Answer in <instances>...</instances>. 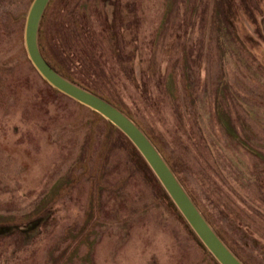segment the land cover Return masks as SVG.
Wrapping results in <instances>:
<instances>
[{
    "label": "rangeland",
    "instance_id": "1",
    "mask_svg": "<svg viewBox=\"0 0 264 264\" xmlns=\"http://www.w3.org/2000/svg\"><path fill=\"white\" fill-rule=\"evenodd\" d=\"M66 1L40 27L54 63L118 98L242 261L264 264V0H120L112 45L103 15L84 23L95 40L68 34ZM31 2L0 0V264H215L124 133L31 65ZM92 42L104 76L84 64Z\"/></svg>",
    "mask_w": 264,
    "mask_h": 264
},
{
    "label": "water",
    "instance_id": "2",
    "mask_svg": "<svg viewBox=\"0 0 264 264\" xmlns=\"http://www.w3.org/2000/svg\"><path fill=\"white\" fill-rule=\"evenodd\" d=\"M48 2L49 0H32L26 13L23 26V45L31 65L51 87L75 102L92 109L124 133L126 138L139 151L138 153L159 180L163 190L175 204L176 209L193 233L218 264H243L222 242L223 240L196 208L194 201L183 189L157 148L144 135V131L127 118L125 113L109 104V102L60 75L42 57L38 48V27Z\"/></svg>",
    "mask_w": 264,
    "mask_h": 264
},
{
    "label": "trees",
    "instance_id": "3",
    "mask_svg": "<svg viewBox=\"0 0 264 264\" xmlns=\"http://www.w3.org/2000/svg\"><path fill=\"white\" fill-rule=\"evenodd\" d=\"M53 0H49L48 5L46 7V9H44L43 15L41 17L40 20V25L38 27V48L39 51L42 55V57L47 61V63L53 68L55 69L60 75H62L63 77H65L66 79H68L69 81L75 83V85H78L82 88H85L89 91H91L93 94L101 97L102 99L106 100L107 102H109V104H111L112 106L116 107L117 109H119L120 111H122L123 113H125L127 116V118H129L132 122H134L139 128H141L144 131V135L152 142V144L157 148V150L159 151V153L161 152V149L159 148V146L156 144V142L153 140V138L150 135V132L144 130L143 127H141V125L138 123V121L136 119H134V117H132L131 113H129L127 111V108L125 106H123L122 103H120V101H117L116 98H112L110 97L109 94H107V92H104L100 87H98V84H88L86 81H83L82 79H75V77L69 75L68 73L64 72L55 60L53 61L52 58L48 55V53L46 52V49H44V46L42 45V39H41V31H40V27H42V25L44 24L45 20H46V16H47V11L48 9H50V6L52 4ZM83 3H85V6H82ZM68 8V10H64V13L67 14L68 18H69V24L67 27L68 30V34L69 32H72L75 34V37L77 38L76 41H80V42H84V41H93L94 39V34L88 31L84 30V23L86 22H91L93 21V17H100L103 15L104 17V26L105 28V39L106 41L109 43L111 42V45L113 42H115L116 37L118 35H121L123 32V28L118 26V24H121V18H117V16H114V14L112 15V12L115 13V11H117V13L119 14L118 10L121 6L120 0H67L66 4H65ZM98 5V6H97ZM69 14V15H68ZM132 23V21H129L128 19V29H130V24ZM87 32V34L83 35L85 32ZM93 42L92 45H80V50L82 52V56L84 58V64L87 63L86 66H88L90 63H94L95 65L98 66L97 62H96V58H95V52H93ZM114 53V50H111ZM96 73L97 74H102V76H104L105 74L102 72V69L96 68ZM107 86V85H106ZM109 89V88H108ZM55 91H57L56 89H54ZM58 92V91H57ZM109 95V96H108ZM95 115H97L99 118L103 119L101 117V115L97 114L96 112H94ZM104 120V119H103ZM109 127H111L114 130L120 131L119 129H117L116 127H114L113 125H111L109 123V121L104 120ZM122 133V132H121ZM123 136V134H122ZM124 138H126L124 136ZM127 140V139H126ZM128 141V140H127ZM128 143L132 146V148L134 149V153L136 154V156L139 158V160L142 162L143 166L145 167V170L149 171L150 174L152 175L153 179L156 181L158 188L160 190V192L164 195V197L166 199H168L169 203L171 204V206L174 208V210H176L177 214L181 217V215L178 213L176 207L174 206L173 202L170 200V198L167 196V194L164 192V190L162 189V186L160 184V182L157 180V178H155V176L152 174L150 168L148 167V165L145 163V161L143 160V158L141 157V155L138 153L137 149L128 141ZM161 155V154H160ZM161 157L165 160V162L170 166V168L172 169L171 171L174 173V175L177 177L175 170H176V165L175 163H170L167 161V159H165L162 155ZM177 180L180 182V184L183 186L182 182L180 179L177 178ZM184 187V186H183ZM186 193L190 196V198L194 201V204L196 205V208L200 211V213L206 218V220L209 222L208 224L211 226V228L215 231V233L223 240L222 242L228 247V249L234 254L236 255L239 260L245 264L242 261V258L240 257L237 248H239L236 244L235 241L230 243L229 238L231 237H226V233H224V231L222 230V228L214 223V217L211 215V213H209V210H206L205 208L202 207L201 203L199 201H197L196 199H194V197L191 195V193L186 190V188H183ZM200 206V207H199ZM202 207V208H201ZM182 218V217H181ZM31 222H27L26 226H21L19 224V221H16L15 223H13L12 225H15L18 227L19 231H25L26 228L25 227H29ZM2 224H7L6 222L4 223H0ZM11 224V223H10ZM9 224V225H10ZM187 226V225H186ZM1 228V227H0ZM187 228L189 229V231L191 232V234L193 235V237L197 240V242L199 243V245L205 250L207 251L199 242L198 238L193 234V231L187 226ZM232 239V238H231ZM210 259L217 264L212 257H210Z\"/></svg>",
    "mask_w": 264,
    "mask_h": 264
}]
</instances>
